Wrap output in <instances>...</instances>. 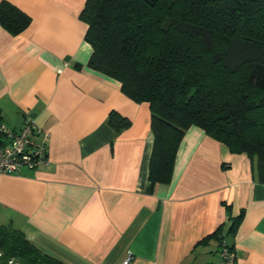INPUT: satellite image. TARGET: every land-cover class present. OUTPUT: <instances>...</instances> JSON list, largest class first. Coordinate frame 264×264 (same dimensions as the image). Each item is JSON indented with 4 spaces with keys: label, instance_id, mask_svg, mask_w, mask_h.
<instances>
[{
    "label": "crops",
    "instance_id": "0c3cea01",
    "mask_svg": "<svg viewBox=\"0 0 264 264\" xmlns=\"http://www.w3.org/2000/svg\"><path fill=\"white\" fill-rule=\"evenodd\" d=\"M4 1L31 21L18 35L0 26L2 121L19 128L31 114L48 134L49 164L0 174V225L66 264H121L128 255V264H217L215 237L197 245L216 231L236 264H264V183L248 156L193 125L170 181L152 184L149 105L88 66L86 0ZM112 110L131 121L127 129L109 125Z\"/></svg>",
    "mask_w": 264,
    "mask_h": 264
},
{
    "label": "trees",
    "instance_id": "16d2710c",
    "mask_svg": "<svg viewBox=\"0 0 264 264\" xmlns=\"http://www.w3.org/2000/svg\"><path fill=\"white\" fill-rule=\"evenodd\" d=\"M79 18L92 48L88 66L149 105L152 184L170 181L178 145L193 125L231 153H245L264 183V0H86ZM30 21L0 1V26L9 34ZM130 124L109 113L117 132ZM240 217H231V230ZM212 237L223 243L216 231L197 245ZM0 251L19 264H66L8 225H0Z\"/></svg>",
    "mask_w": 264,
    "mask_h": 264
},
{
    "label": "built area",
    "instance_id": "2783aa9c",
    "mask_svg": "<svg viewBox=\"0 0 264 264\" xmlns=\"http://www.w3.org/2000/svg\"><path fill=\"white\" fill-rule=\"evenodd\" d=\"M31 114L24 115L19 128L0 125V174L16 173L22 167L38 169L49 164L46 138ZM42 140L38 141V138ZM220 260L217 264H235L234 250L223 242L220 245ZM131 256L121 264H128ZM0 264H19L14 258H5L0 251Z\"/></svg>",
    "mask_w": 264,
    "mask_h": 264
}]
</instances>
